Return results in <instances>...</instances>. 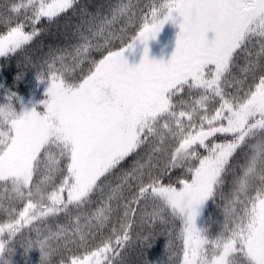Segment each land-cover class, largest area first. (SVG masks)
<instances>
[{
  "label": "snow or ice",
  "instance_id": "obj_1",
  "mask_svg": "<svg viewBox=\"0 0 264 264\" xmlns=\"http://www.w3.org/2000/svg\"><path fill=\"white\" fill-rule=\"evenodd\" d=\"M76 5L77 0L13 4L12 12L30 9L31 15L26 12L0 35V57L33 41L42 18L52 21ZM174 13L182 20L171 59L150 58L148 41L177 19ZM135 19L131 0L108 15L81 11L78 43L57 50L47 71L37 73L38 80L50 81L43 112L18 111L17 93H5L0 185L6 192L10 186V201L26 204L19 212L3 209L16 218L0 223L2 264H12L13 245L26 227L35 238L23 243L25 251L38 247L40 264H51L61 241L83 246L121 208L112 237L71 264H124L122 252L137 221L146 226L169 217L179 221L180 250L166 264H264V0H159L141 12L129 42L113 49ZM119 21L124 27L117 34L113 26ZM138 42L145 45L143 58L130 65L125 52ZM93 51L106 54L97 60ZM86 60L88 73L74 79V66ZM118 169L113 186L109 177ZM176 169L182 177H173ZM133 187L126 198L125 190ZM97 195L99 204L90 210ZM217 200L223 219L213 232L207 210ZM60 215L65 223L55 229L46 224ZM151 240L142 238L144 250Z\"/></svg>",
  "mask_w": 264,
  "mask_h": 264
},
{
  "label": "trees",
  "instance_id": "obj_2",
  "mask_svg": "<svg viewBox=\"0 0 264 264\" xmlns=\"http://www.w3.org/2000/svg\"><path fill=\"white\" fill-rule=\"evenodd\" d=\"M26 1L0 0V35L6 34L9 28L15 26L17 22H22L26 12L28 15H31L30 9H22L19 13L11 11L13 4H18L19 2L25 3ZM50 1L47 0V2ZM121 2L128 3L129 0H77L75 10L70 9L52 21L42 18L36 25L40 29L39 35L33 41L24 49L19 50L11 56L0 57V103L4 102L5 93L10 89L12 92L17 93L16 106L18 111L24 110L25 99L29 98L33 93L39 92L45 82H50L48 80H38L37 73L47 71L45 64L51 60L52 55L57 50L69 48L71 45L78 43L75 29L81 21V11L86 8L89 12L99 11L102 15H108L110 9ZM158 2L159 0H131L133 11L136 13V19L123 33L122 41H113V49H117L123 43L129 42V37L138 31L141 12H146L153 3ZM174 15L177 14L174 13ZM9 17L12 19L11 24L5 23ZM113 27L117 34H119V29L124 27V22L119 21ZM25 30L31 31V25ZM100 42L102 43L103 40L101 39ZM252 50L255 52L257 49L253 48ZM104 54H106V51L92 52V56L97 60L102 58ZM239 63L241 66L244 64L243 56L240 57ZM57 67H60V65L57 64ZM90 67L91 65L87 60L80 66H74L72 77L78 80L81 75L88 73ZM237 75H239V70H237ZM232 87L235 88V84ZM141 155H144L143 150H141ZM133 159L135 157L129 158L121 167L123 169L129 168ZM182 172V169H176L172 175L174 178L182 177ZM120 174L121 171L118 169L113 176L109 177V181L113 183V186L118 182ZM8 187L9 190L6 192L4 186L0 185V223H6L10 219L16 218L15 215L9 217L3 210L4 208L11 206L15 208L16 212H19L26 204V201H10L7 198L11 194L10 186ZM225 191H227V188ZM134 192L135 188L133 187L131 190H125L124 195L130 199ZM93 200L95 203L88 206L90 210L98 206L100 197L98 195L94 196ZM122 212L123 209L121 208L120 212L112 217L110 223L105 228L99 231L94 230L93 233H90L87 236V242L83 246L79 243H68L65 246L63 241H61L57 247L54 243L53 247H57V251L53 253L51 264H71L72 259H83L90 252L101 247L103 243L112 237V228L116 227L119 229V217L122 215ZM207 216L212 226L211 230L213 232L217 231L223 219L222 202L220 200L210 204L207 210ZM63 223H65V217L63 215L48 218L46 221V224L52 226L53 229L58 224ZM41 226L43 227L44 225ZM179 227V221L173 220L170 217L167 223L157 221L154 224L149 223L146 226H140L139 221H137V225L132 229V242L122 252L124 264H146L147 260L152 262V264H159V262L160 264H166L168 256L180 250V241L177 239ZM167 233H171V235L169 236ZM148 236L152 237L151 246L144 250L141 241L143 237ZM34 238L35 234L33 230L28 227L24 229L22 235L16 238V243L13 245L15 251L10 257L12 264H40L41 252L38 247H33L28 251H25L23 248V243L26 240ZM169 242L172 243L171 248L166 247Z\"/></svg>",
  "mask_w": 264,
  "mask_h": 264
},
{
  "label": "rangeland",
  "instance_id": "obj_3",
  "mask_svg": "<svg viewBox=\"0 0 264 264\" xmlns=\"http://www.w3.org/2000/svg\"><path fill=\"white\" fill-rule=\"evenodd\" d=\"M51 2V1H50ZM23 2H19L18 4H26ZM182 18L177 15V19L175 21L170 20L167 22L166 26L160 33L157 35L155 39L148 41L147 47L149 48V57L155 60H162L167 62L171 59L172 54L176 49V42L178 39V35L180 32V22ZM214 33L209 32L208 37L212 39L214 37ZM143 43H137L134 49H129L125 52V57L128 60L130 65L139 64L143 58L144 54ZM142 51L143 53L139 54L138 52ZM208 67H213L209 65ZM50 82H45L39 92L33 93L29 98L24 101V108L27 110H31L35 107L38 111L43 112L45 110V105L41 103V101L47 99L46 89L49 87Z\"/></svg>",
  "mask_w": 264,
  "mask_h": 264
},
{
  "label": "flooded vegetation",
  "instance_id": "obj_4",
  "mask_svg": "<svg viewBox=\"0 0 264 264\" xmlns=\"http://www.w3.org/2000/svg\"><path fill=\"white\" fill-rule=\"evenodd\" d=\"M139 54L143 53L142 51L138 52Z\"/></svg>",
  "mask_w": 264,
  "mask_h": 264
}]
</instances>
